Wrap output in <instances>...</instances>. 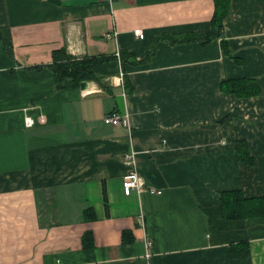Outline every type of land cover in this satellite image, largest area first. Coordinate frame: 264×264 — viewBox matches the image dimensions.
Segmentation results:
<instances>
[{
  "label": "crops",
  "instance_id": "obj_1",
  "mask_svg": "<svg viewBox=\"0 0 264 264\" xmlns=\"http://www.w3.org/2000/svg\"><path fill=\"white\" fill-rule=\"evenodd\" d=\"M213 11L214 0H0V264H264V213L226 219L220 206L223 192L264 197V0H230L231 57L220 40L165 39L208 32ZM62 47L114 55L94 67L108 92L58 89L47 65ZM241 78L261 92H222ZM110 113L126 124L104 123ZM131 150L142 189L125 195Z\"/></svg>",
  "mask_w": 264,
  "mask_h": 264
},
{
  "label": "trees",
  "instance_id": "obj_2",
  "mask_svg": "<svg viewBox=\"0 0 264 264\" xmlns=\"http://www.w3.org/2000/svg\"><path fill=\"white\" fill-rule=\"evenodd\" d=\"M230 6V0H214V11L210 20V30L208 32H196L181 36H167L165 39L169 43L203 41L209 43L220 40V45L227 56L231 57L228 50V41L223 36V20L226 17ZM163 38V37H161ZM118 56V55H117ZM121 59H127L132 65L137 64L130 61L127 54L121 53ZM116 57L112 56H83L76 57L69 54L64 47L52 52V61L47 67L54 75V80L58 89L78 88L81 82H96L106 91V85L103 80L94 73V67L98 63L114 61ZM38 68V67H37ZM124 84L127 85V80ZM220 88L225 94H233L236 97L256 96L261 92L257 81L250 78L228 79L221 82ZM115 114V113H110ZM245 144L242 141L235 143L237 159L240 165H251L252 158L245 155ZM220 206L222 215L226 219H244L259 216L264 213V197L245 199L240 191H228L221 193ZM83 219L90 221L94 219L91 209L83 212ZM92 233L85 232L82 235V246L87 248L93 244ZM132 241L131 233L124 231L121 236V242L126 245Z\"/></svg>",
  "mask_w": 264,
  "mask_h": 264
},
{
  "label": "built area",
  "instance_id": "obj_3",
  "mask_svg": "<svg viewBox=\"0 0 264 264\" xmlns=\"http://www.w3.org/2000/svg\"><path fill=\"white\" fill-rule=\"evenodd\" d=\"M133 34L138 38H143V34L141 30L139 29L134 30ZM106 36L108 37L109 35H106ZM121 75L122 74H120V76ZM40 121H42V119H40ZM103 121L104 123L110 124V125H118L120 123L123 125L126 124V118L123 117L121 119L120 116L117 114H108L103 118ZM25 124L26 126H32L34 124V121L31 118H26ZM135 155H136V152L131 150L124 156V163L126 164V166H128V171L122 178V191L125 195H128L130 191L133 189H137L138 191L142 189V186L138 180V176L134 170ZM157 193H160V192H157ZM140 220H141V217H140ZM145 241H146L147 249H150L151 242L148 239H146ZM146 256H148V254Z\"/></svg>",
  "mask_w": 264,
  "mask_h": 264
},
{
  "label": "water",
  "instance_id": "obj_4",
  "mask_svg": "<svg viewBox=\"0 0 264 264\" xmlns=\"http://www.w3.org/2000/svg\"><path fill=\"white\" fill-rule=\"evenodd\" d=\"M88 83H89V82H81L79 88H80L81 90H86L87 87H88Z\"/></svg>",
  "mask_w": 264,
  "mask_h": 264
}]
</instances>
